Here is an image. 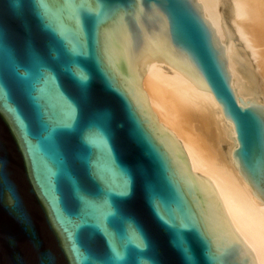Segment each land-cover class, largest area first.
Returning <instances> with one entry per match:
<instances>
[{"label": "water", "instance_id": "water-1", "mask_svg": "<svg viewBox=\"0 0 264 264\" xmlns=\"http://www.w3.org/2000/svg\"><path fill=\"white\" fill-rule=\"evenodd\" d=\"M153 56L213 93L264 200V104L196 0H0V264H261L158 124Z\"/></svg>", "mask_w": 264, "mask_h": 264}, {"label": "bare ground", "instance_id": "bare-ground-1", "mask_svg": "<svg viewBox=\"0 0 264 264\" xmlns=\"http://www.w3.org/2000/svg\"><path fill=\"white\" fill-rule=\"evenodd\" d=\"M219 44L241 101L264 104V0H196ZM143 89L157 122L179 139L193 173L207 178L241 241L264 264V200L233 156L235 129L213 93L163 56L144 57Z\"/></svg>", "mask_w": 264, "mask_h": 264}]
</instances>
